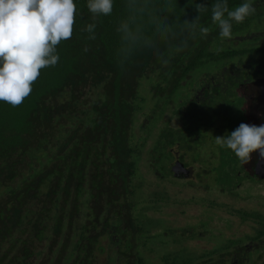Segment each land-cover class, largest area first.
<instances>
[{
    "label": "trees",
    "instance_id": "1",
    "mask_svg": "<svg viewBox=\"0 0 264 264\" xmlns=\"http://www.w3.org/2000/svg\"><path fill=\"white\" fill-rule=\"evenodd\" d=\"M74 2V32L58 45V64L41 71L21 105L0 102V264H150L143 253L147 241L173 233L174 243L176 233L159 228L147 234L149 220L138 205L163 197L135 198L149 186L138 172L140 156L161 190L155 179L171 181L163 177L170 147L195 146L210 96L226 89L230 102H239L236 88L256 79L264 94V0H252L256 12L243 23L232 22L231 39L221 38L212 22L216 0H158L171 9L165 11L170 29L151 36L123 64L115 31L122 0H114L110 16L99 17L95 40L82 30L92 22L86 0ZM243 2L227 0L230 10ZM196 4L207 10L198 12ZM197 16L192 35L184 20ZM182 88L187 95L179 102L174 96ZM163 109L178 124L166 120L152 136ZM135 127L142 136L135 137ZM147 137L152 142L144 149ZM238 214L257 223L253 235L228 239L214 257L215 250L203 251L199 260L163 254L161 264H264V216Z\"/></svg>",
    "mask_w": 264,
    "mask_h": 264
},
{
    "label": "rangeland",
    "instance_id": "2",
    "mask_svg": "<svg viewBox=\"0 0 264 264\" xmlns=\"http://www.w3.org/2000/svg\"><path fill=\"white\" fill-rule=\"evenodd\" d=\"M197 84L198 81L194 85ZM260 86V79L245 86H238L236 92L242 96L239 102H230L232 97L225 92L226 89L218 92L217 97L208 98L211 107L203 120V125L197 129L198 138L195 139V146L187 151L181 149L179 143L170 147L169 165L179 161L184 164L185 170L173 172L170 167L168 170L165 168L163 177L167 175L171 181L163 178V181L158 182L155 179V183L163 189L158 190L156 185L153 186L154 177L142 163L146 160L145 154L140 156L138 172L143 176L144 184L149 186L146 188L144 185V189H139L135 198L140 199L143 194L149 199L151 192L163 197V201L156 203L150 201L145 203L143 199L138 205L144 211L142 217L149 220L146 223L147 234L155 233L159 228L176 233L174 243L173 237H170L174 235L173 233H166L163 236H156L155 233V236L147 241L143 253L148 263L161 264L163 254L169 257L176 255L177 259L192 257L193 260H199L198 256L203 251L215 250L212 254L214 257L223 250L228 239L245 238L254 234L257 223L248 217L241 218L238 212L255 211L264 216V172L259 175L254 173L245 175L242 168L239 169L241 163L235 154L226 147L218 146L215 136L229 134L240 123L254 124L251 119L258 116L263 104ZM181 90L178 96H174L179 97L175 99H179V102L187 95V91L183 88ZM147 111L148 108L143 109L144 113ZM140 115L138 123L143 117ZM161 115V120L152 128V136L154 133L156 135L159 126L166 120H169L172 126L178 124L176 119L169 117L165 109ZM133 132L135 137L143 134L138 127H135ZM150 142L151 137H147L144 149ZM156 172L160 173L159 168ZM134 182L138 181L135 179ZM209 202H212L213 206L209 205ZM188 234L191 237L188 238ZM179 245L181 249L176 250ZM259 251L262 253V248Z\"/></svg>",
    "mask_w": 264,
    "mask_h": 264
},
{
    "label": "clouds",
    "instance_id": "3",
    "mask_svg": "<svg viewBox=\"0 0 264 264\" xmlns=\"http://www.w3.org/2000/svg\"><path fill=\"white\" fill-rule=\"evenodd\" d=\"M124 14L115 31L119 36L118 63L130 61L134 54L147 46L151 36H163L170 29L167 15L158 0H122ZM92 22L83 31L95 40V29L101 16L113 13L114 0H86ZM198 12L206 11L205 4H196ZM77 5L74 0H0V102L12 107L21 105L31 94L33 85L48 67H55L60 56L58 45L69 40L74 32ZM212 22L219 26L221 38L231 39L233 21L243 23L255 14L252 0L229 9L227 0H216L212 5ZM199 16L184 20V30L194 35ZM202 36L209 32L199 27ZM182 50L181 47L177 51ZM84 51H88L85 46ZM165 64L167 61L164 62ZM220 147L230 149L241 164L251 161L254 152L264 159V124L240 123L229 134L215 136Z\"/></svg>",
    "mask_w": 264,
    "mask_h": 264
},
{
    "label": "water",
    "instance_id": "4",
    "mask_svg": "<svg viewBox=\"0 0 264 264\" xmlns=\"http://www.w3.org/2000/svg\"><path fill=\"white\" fill-rule=\"evenodd\" d=\"M261 85H262V79H260ZM260 95H261V86H260ZM263 107V106H262ZM259 110V114L256 118L251 119V121L254 122L256 125L264 124V107ZM258 165V154L257 152H254L252 155V159L250 161V164H241L242 168L247 174H251L255 172V169Z\"/></svg>",
    "mask_w": 264,
    "mask_h": 264
},
{
    "label": "flooded vegetation",
    "instance_id": "5",
    "mask_svg": "<svg viewBox=\"0 0 264 264\" xmlns=\"http://www.w3.org/2000/svg\"><path fill=\"white\" fill-rule=\"evenodd\" d=\"M261 99L263 100L262 106L264 107V94L262 93V91H261ZM257 154H258V165H257V167L255 169L254 175H259L262 172H264V159H261L259 157V152L258 151H257ZM170 168L172 169L173 172L176 171V170L178 172H184V170H185V166L181 165V163H179V162H174V164H172L170 166Z\"/></svg>",
    "mask_w": 264,
    "mask_h": 264
}]
</instances>
